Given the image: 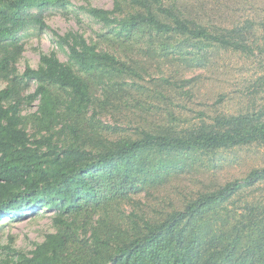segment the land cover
Segmentation results:
<instances>
[{"label": "trees", "instance_id": "trees-1", "mask_svg": "<svg viewBox=\"0 0 264 264\" xmlns=\"http://www.w3.org/2000/svg\"><path fill=\"white\" fill-rule=\"evenodd\" d=\"M70 4L0 0V221L50 211L55 228L30 250L11 239L0 264H264V165L200 176L223 151L264 147V105L211 120L171 107L201 78L188 70L212 67L213 49L264 70V17L204 23L178 0L82 6L101 24L98 39L69 31L58 41L66 61L42 52L20 73L19 34ZM149 61L169 72L147 79ZM252 81L255 97L264 71ZM119 117L136 132H122Z\"/></svg>", "mask_w": 264, "mask_h": 264}, {"label": "rangeland", "instance_id": "rangeland-1", "mask_svg": "<svg viewBox=\"0 0 264 264\" xmlns=\"http://www.w3.org/2000/svg\"><path fill=\"white\" fill-rule=\"evenodd\" d=\"M114 1L71 0L72 4L69 5L66 11L62 8H49L46 10L44 19L47 25L44 28L32 26L19 34L24 50L17 62L18 71L22 73L28 64L37 67L42 52L55 51L62 61H66L67 56L64 50L60 48L58 41L59 36L69 31L81 32L90 40L98 39V34L101 33V24L81 7L93 5L112 9ZM178 1L184 3L186 5L185 9L192 11L193 15L198 16V19L204 23H208L210 18L217 23L225 21L232 23L249 16L264 17V0ZM103 44L107 46L106 42ZM211 53L213 58L210 69L200 67L185 71L186 77L200 74L201 78L199 81H194L183 88L189 93L179 91L176 94L178 98L175 102H172L171 107H174L176 111L186 113V117L191 118V120L199 119L201 112L205 113L203 114L204 118L211 120V117L218 112L236 114L246 109L247 105H264V89L255 97L248 95L251 93L252 80L264 71L260 69L259 63H256L253 58L249 59L238 52L213 49ZM147 68L150 69L147 79L157 78L159 75L169 72V65L162 62L149 61ZM5 85L6 81L1 80L0 88ZM172 86L174 87V85ZM34 89L35 84L32 82L28 90L34 91ZM134 89L136 90L137 86ZM38 102L36 100L33 105L27 106L24 111H35L38 108ZM159 113L161 114L160 111ZM111 117L108 114L104 119L107 123L109 121L115 122L114 119H110ZM119 123L124 127L121 131H126L125 134L136 132V128H133V126L126 128V125H130L128 118L119 117ZM219 157L221 158V165L213 169L210 166L209 172L200 174L203 179L209 176L212 177L210 174L214 173L218 176V180L222 181L227 177L244 175L253 167L263 166L264 147L257 145L239 146L223 151L219 154ZM185 174L183 176L187 177ZM158 195H160L159 198L165 196L166 199L169 196L164 191ZM53 231H55V228L52 221V212L50 211L37 214L30 213L18 220L5 217L3 221H0V261L8 253L5 247L11 239L14 247L30 250L34 247L35 242L43 241L45 235Z\"/></svg>", "mask_w": 264, "mask_h": 264}]
</instances>
